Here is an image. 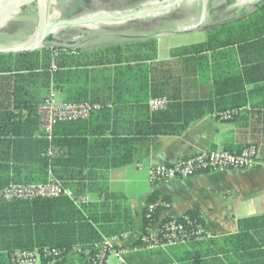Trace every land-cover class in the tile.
<instances>
[{
	"label": "crops",
	"instance_id": "crops-1",
	"mask_svg": "<svg viewBox=\"0 0 264 264\" xmlns=\"http://www.w3.org/2000/svg\"><path fill=\"white\" fill-rule=\"evenodd\" d=\"M248 4L246 14L242 10L229 21L220 14L204 26L201 16L196 29H203L205 37L185 46H169L167 37H158L157 31L148 26L135 24L132 29L125 22L128 20H106L107 24L97 29L73 26L79 29L67 30L55 39L64 67L61 80H56L50 94L58 103L83 101L100 106L87 121L65 132L70 138L86 141V160L90 159L91 165L119 166L103 172L112 196L103 208L110 216L103 227L113 229L119 217L123 227L125 219L126 223L129 219L134 223L132 231L107 237L114 239L115 251L129 252L121 257L108 254L106 264L183 263L174 262L168 249H129L142 233L144 201L155 192L168 196L171 202L161 217L177 219L188 210H196L205 221L208 237L234 234L238 221L251 217L263 218L264 232V44L252 48L251 41L245 47L239 42V31L247 26L244 21L255 19L264 0ZM138 8L97 16L119 17L151 10ZM150 14L153 10L135 18ZM114 28L117 30H104ZM197 44H206V50L194 57L180 56L182 49ZM114 47L119 48L112 50ZM164 84H173L175 96L182 102L208 103L207 112L192 119L179 136L148 134L152 128L148 119L152 111L147 105L152 98L151 85ZM46 100H41L40 106ZM230 110L236 114L223 120L220 114ZM180 124L181 119L174 126ZM247 146L255 148L256 158L245 170L214 171L154 185L148 182L149 170L154 166L171 164L201 151L239 152ZM85 196L93 205L90 213L96 215L99 209L94 204L98 199L91 194ZM258 241L264 251V234ZM74 259H68V264H77Z\"/></svg>",
	"mask_w": 264,
	"mask_h": 264
},
{
	"label": "trees",
	"instance_id": "trees-1",
	"mask_svg": "<svg viewBox=\"0 0 264 264\" xmlns=\"http://www.w3.org/2000/svg\"><path fill=\"white\" fill-rule=\"evenodd\" d=\"M244 22L248 28L245 26L239 31L240 46H247V41L252 42V48L263 46L264 6L254 20ZM51 40L48 38V42ZM206 48V44L191 45L182 49L180 56L194 57ZM62 57L57 48L0 54V191L10 184L39 185L53 178L74 194L94 195L99 201L94 207L99 211L91 214L93 205L87 203L77 207L65 197L0 201V264H13L15 253L32 250L40 255L38 264H68L70 258H75L77 264H98V246L110 239L107 237H120L134 229L131 219L128 223L125 219L123 227L122 217L113 229L103 227V223L110 220L103 208L112 197L103 172L119 166L91 165L90 159L86 160V141L70 138L67 133L80 122L60 123L50 135L41 127L38 108L41 100L47 99L50 88L55 87L56 80L62 78ZM52 60L55 70H51ZM173 84L151 85V97H165L168 104L164 110L152 111L149 115L152 125L149 135L179 136L192 119L201 118L207 112L206 102H182L181 97L175 96ZM179 119L181 124L175 127ZM163 122L165 125L161 127ZM50 148L56 149L57 154L48 156ZM240 151L228 152L238 154ZM170 204L168 196L157 192L145 199L141 236L149 238L150 228L170 219L161 217ZM149 206L154 209L149 211ZM177 220L184 225L187 222L200 225L205 231L203 238L144 251L168 249L174 262L182 264H264V251L258 241L264 234L263 218L242 219L238 221L236 233L219 238L207 236L205 221L196 210L186 211ZM186 230L188 232L190 226ZM143 247L139 238L129 249L142 251ZM52 250L59 255L43 254Z\"/></svg>",
	"mask_w": 264,
	"mask_h": 264
},
{
	"label": "built area",
	"instance_id": "built-area-1",
	"mask_svg": "<svg viewBox=\"0 0 264 264\" xmlns=\"http://www.w3.org/2000/svg\"><path fill=\"white\" fill-rule=\"evenodd\" d=\"M51 70H55L54 60H52ZM168 100L165 97L150 98L147 105L151 111L164 110ZM100 106L89 102H56L53 94L39 108L41 127L45 133L51 134L54 126L60 123L84 122L90 116L98 112ZM236 114L235 110L225 111L220 114L223 120H229ZM57 150L50 148L48 156L57 154ZM256 158V150L250 146L244 148L238 154L230 153L226 150L215 149L198 152L187 158L177 160L171 164L157 165L150 168L148 182L151 185L174 180H185L203 172H214L224 170H245L252 165ZM68 198L75 206L79 207L87 203L85 195L74 194L71 190L63 188L55 179L50 178L47 183L39 185L10 184L0 191V201L12 200H33L48 198ZM154 206H149L152 211ZM190 226L187 232L186 227ZM204 230L200 225L187 222L185 225L176 218H170L165 223H158L149 229V238L140 236L143 243L142 250H154L165 248L176 244H184L190 240L201 239ZM114 239L104 240L99 247L97 256L98 264H106V257L110 253L121 257L128 253V249L115 251L113 247ZM136 249H134L135 251ZM45 256L56 257L59 252L44 251ZM40 255L36 250L17 252L13 256V264H38Z\"/></svg>",
	"mask_w": 264,
	"mask_h": 264
},
{
	"label": "rangeland",
	"instance_id": "rangeland-1",
	"mask_svg": "<svg viewBox=\"0 0 264 264\" xmlns=\"http://www.w3.org/2000/svg\"><path fill=\"white\" fill-rule=\"evenodd\" d=\"M251 1L252 0H81L75 8L72 7V9H70V5H72L71 0H37L31 5L21 8L8 19L2 21L3 23L0 25V47L7 48L13 47L14 45L27 46L29 42L35 40L41 9L44 12L47 26V23L51 24L55 20H80L81 17L82 19H92V17H99L97 15L100 14L130 12L138 7L151 9L153 10V14L148 15V17L143 16L138 20L133 17L125 21L129 23L128 27L133 29L135 24L148 26L151 27V31H157L158 37H167L165 40H167L169 46H185L199 42L205 37V33L201 32L203 29H196L201 16H203L205 20L204 26H207L215 16H220V14H225L229 21L235 19L234 16L242 10L241 13L246 14L248 6L251 5L248 3ZM39 5H41V9ZM103 24L106 25V21L88 24V26L97 29L98 25L102 26ZM78 29L77 27L71 26L57 27L52 33H48L40 46L39 44L35 46V51H41L42 49H47L49 46H54V41L60 34L67 32V30L75 31ZM104 30L115 31L117 29ZM50 37L53 40L48 42V38ZM162 52L163 48L161 49V53ZM50 93L51 90L48 92L47 99L50 97ZM53 96L55 97L54 94ZM39 108H41V106Z\"/></svg>",
	"mask_w": 264,
	"mask_h": 264
},
{
	"label": "water",
	"instance_id": "water-1",
	"mask_svg": "<svg viewBox=\"0 0 264 264\" xmlns=\"http://www.w3.org/2000/svg\"><path fill=\"white\" fill-rule=\"evenodd\" d=\"M37 0H18V1H14V0H7L8 6L6 9L2 10L0 12V22L4 21L5 19H8L11 15H13L14 13H16L17 11H19L21 8L26 7L28 5L33 4L34 2H36ZM39 8L41 9V5H39ZM152 10H142L139 12H135V13H129L126 15H122V16H100V17H92V19H80V20H55L53 23L48 24L45 28V31L43 33V35L41 36L40 40L37 42V44H39V46L42 44L43 40L45 39V37L48 35V33H52L54 30L57 29V27L60 26H84V25H88V24H92V23H96L99 21H116V22H120V21H125V20H129L135 16L144 14V13H149ZM41 19V15L40 18ZM46 19V18H45ZM40 23V20H39ZM40 24H38V28H39ZM31 43V42H29ZM19 45V46H14V47H0V54H18V53H25V52H30V51H34L35 50V46L37 45ZM46 48V47H43ZM49 49H53L56 48L55 46H49ZM47 48V49H48Z\"/></svg>",
	"mask_w": 264,
	"mask_h": 264
},
{
	"label": "bare ground",
	"instance_id": "bare-ground-1",
	"mask_svg": "<svg viewBox=\"0 0 264 264\" xmlns=\"http://www.w3.org/2000/svg\"><path fill=\"white\" fill-rule=\"evenodd\" d=\"M14 1H18V0H14ZM42 1V0H39ZM42 4V3H41ZM8 6L7 0H0V12L4 9H6ZM1 24V22H0ZM40 26L38 28L37 34L35 36V40L31 41V43H29V45H36L37 42L40 40L41 36L43 35L45 28H46V23H45V15L43 10L41 9V19H40Z\"/></svg>",
	"mask_w": 264,
	"mask_h": 264
},
{
	"label": "flooded vegetation",
	"instance_id": "flooded-vegetation-1",
	"mask_svg": "<svg viewBox=\"0 0 264 264\" xmlns=\"http://www.w3.org/2000/svg\"><path fill=\"white\" fill-rule=\"evenodd\" d=\"M69 1H70V0H69ZM80 1H81V0H71L72 5H70V7H71L70 9H72V7L75 8V6H77L78 3H80ZM66 2H67V1H66ZM59 4H61V3H59ZM66 5H67V4H66ZM70 9H69V10H70Z\"/></svg>",
	"mask_w": 264,
	"mask_h": 264
}]
</instances>
